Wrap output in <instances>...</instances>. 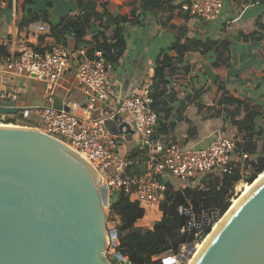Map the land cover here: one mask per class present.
Listing matches in <instances>:
<instances>
[{
  "label": "crops",
  "instance_id": "1",
  "mask_svg": "<svg viewBox=\"0 0 264 264\" xmlns=\"http://www.w3.org/2000/svg\"><path fill=\"white\" fill-rule=\"evenodd\" d=\"M2 2L5 4L0 6V105L17 108V112L31 108V117L22 118L21 126L40 124L38 112L48 103L50 90L44 82L23 79L6 71L5 58L25 44L40 52L54 45L66 48L71 57L65 75L53 89V103L58 108L85 115L87 97L75 77V65L81 58L78 50L87 48L88 56L91 51L94 55L102 48L97 39L101 44L105 39L114 40V19L129 17L125 28L127 50L114 63L117 94L110 104L117 103L125 92L131 95L148 75L154 77L155 55L168 53L175 60L177 52L170 47L177 41L184 45L201 40L210 47L207 52L185 55L167 77L168 94L159 104L156 134L168 143L204 148L214 140L213 133L221 132L243 144L247 131L232 120H244L254 111L257 115L253 140L264 145V0H224L223 16L213 22L195 17L191 0ZM137 11L140 18L133 17ZM143 16H146L144 20ZM69 17L76 19L86 31L85 43L79 44L75 32L69 34L66 45L56 40L53 27L65 23ZM42 24L46 30L38 33L37 28ZM137 41L141 42L139 46L135 44ZM15 93L19 94L18 98L13 97ZM3 94L6 96L1 97ZM232 100L242 104L229 103ZM75 103L79 106L74 107ZM216 110L217 115L209 119V113ZM102 113V110L93 112L96 116ZM108 125L117 131L114 124ZM119 149L128 156L139 151L133 164L145 171L147 157L139 150L134 132L119 140ZM240 155L234 157L235 161ZM170 177L165 179L170 182ZM161 217L162 214L158 221ZM141 220L138 225L146 224ZM144 227L153 228L154 224Z\"/></svg>",
  "mask_w": 264,
  "mask_h": 264
},
{
  "label": "water",
  "instance_id": "2",
  "mask_svg": "<svg viewBox=\"0 0 264 264\" xmlns=\"http://www.w3.org/2000/svg\"><path fill=\"white\" fill-rule=\"evenodd\" d=\"M17 111L0 105V112ZM110 199L97 168L64 141L36 127L0 125V264H131L108 228ZM202 210L210 226L221 217ZM110 247L117 249L111 259ZM187 249L193 260L182 256L183 264H264V179L195 258L194 244Z\"/></svg>",
  "mask_w": 264,
  "mask_h": 264
},
{
  "label": "built area",
  "instance_id": "3",
  "mask_svg": "<svg viewBox=\"0 0 264 264\" xmlns=\"http://www.w3.org/2000/svg\"><path fill=\"white\" fill-rule=\"evenodd\" d=\"M191 2L195 17L200 20L213 22L223 16L224 0ZM4 4L2 2L0 6ZM45 30L44 24L37 28L38 33ZM33 31L31 28L30 33ZM78 55L81 58L75 65V77L87 97L85 115L64 107L58 108L53 103V89L65 75L71 57L63 46L54 45L40 52L25 44L19 51L10 53L5 58L4 69L23 79L44 82L49 87L48 103L38 112L40 124L36 128L61 139L97 168L102 183L108 186L111 195L109 212L113 195L124 193L144 210L141 221L146 224L142 226L150 227L156 224L162 214L160 206L168 190L167 182L158 180L159 176H171L190 182L192 188H195L201 186L202 179L209 172L231 175L236 162L243 165L249 157L247 153H242L235 161L233 153L237 140L235 137L222 135L221 132L204 148L165 142L155 133L159 118L151 95L154 77L148 75L145 83L124 98L119 108L123 95L117 103L110 104L117 94L116 83L113 81L114 63L101 49L90 57L87 48H81ZM5 96L3 94L1 97ZM13 97L18 98L19 94L15 93ZM78 106L75 103L74 107ZM100 110L103 111L102 114H93ZM31 113V108H23L15 113L0 112V125L21 126L22 118H30ZM118 114L122 116V120L115 119ZM122 122L128 123L129 127L121 129ZM109 123L114 124L117 131L111 130ZM132 132L137 137L139 150L147 157L145 171L140 174L129 172L133 161L119 149V140ZM185 211L189 219L183 231L186 233L197 229L195 240L182 246L178 253L167 251L160 255L158 259L161 264H183L182 256L189 262L191 258L188 256L187 246L193 243L198 250L200 236L204 232L207 235L210 233L205 228L213 230L216 225L217 221L214 226H210L209 221L203 219L206 214L202 208L200 213H195L192 208H185ZM115 217L118 218L116 215Z\"/></svg>",
  "mask_w": 264,
  "mask_h": 264
},
{
  "label": "trees",
  "instance_id": "4",
  "mask_svg": "<svg viewBox=\"0 0 264 264\" xmlns=\"http://www.w3.org/2000/svg\"><path fill=\"white\" fill-rule=\"evenodd\" d=\"M73 17H69L65 23L53 27L56 40L63 45L67 44L69 34L74 32L79 44L87 41L84 39L86 31ZM133 17L140 18L138 11ZM145 17L143 16V20ZM140 21L141 19L138 20V23ZM129 22V17L114 19V23H116L114 40L107 41L105 39L103 44L98 39L96 40L101 45V50L105 56L113 63H117L127 50L125 28ZM170 48L177 52L175 60L168 53H159L154 57V78L151 95L154 99L153 106L157 114L159 104L164 99L163 96L168 94L166 88L168 84L167 77L171 76L173 66L182 63L185 55L194 51L205 53L210 47L205 42L196 40L187 42L184 45H180L177 41ZM92 54L91 51L89 56L92 57ZM233 101L237 100H232L229 103L234 104ZM238 103L242 104L240 101ZM256 115L254 111H250L248 117L244 120H232V122L240 125L241 130L247 131L245 142L243 144L237 143L236 149H240L241 153H247L249 157L243 165L236 163L231 175L219 174L214 171L209 172L204 177V187H190L176 191L172 188L169 180L162 176L158 177V180L167 182L168 190L166 198L160 206L163 217L156 222L153 228L137 224L144 216V210L137 202H132L129 196L124 193L113 195L110 213L111 216L116 215L120 219L116 227L119 250L131 261V264H161L158 259L160 255L167 251L178 253L182 246L195 240L197 229L194 228L186 233L183 231L189 217L182 212V208H192L195 213H200L204 202L210 212H218L220 215H224L232 205L231 202L235 197L237 184L241 181L251 184L260 176L264 171V145L253 140ZM137 153L129 155L130 160L133 161ZM244 171H249V174L244 173ZM129 172L140 174L144 172V169L132 164ZM205 231L208 233L210 228H205Z\"/></svg>",
  "mask_w": 264,
  "mask_h": 264
},
{
  "label": "rangeland",
  "instance_id": "5",
  "mask_svg": "<svg viewBox=\"0 0 264 264\" xmlns=\"http://www.w3.org/2000/svg\"><path fill=\"white\" fill-rule=\"evenodd\" d=\"M140 43H141L140 41L135 42V44H137L138 46L140 45ZM217 113H218L217 110L216 111H213V112L211 111V113H209V115H208L209 116V119H213L214 118V115H217ZM217 135H218V133H213L212 140L215 139L217 137ZM240 154H241L240 149L239 150L235 149V151L233 153V157H235V156L237 157ZM244 173L249 174V171H244ZM170 182L172 184V188L174 189V191H176V190H182V189L190 188V187L192 188V186L190 185V182H184V181H181V180H179L177 178H174V177H170ZM203 183H204V179H202L201 186L199 185V187H204L203 186ZM248 184L246 182H244V181L237 184L236 191H235V197L232 199L231 204L236 199H238L240 197L241 193L243 192V190L245 189L246 185H248ZM203 205L205 206V203L204 202L202 204V207H203ZM105 211H106V213L108 215L107 221H108V228H109V230L110 231L117 230L116 227H117L120 219L119 218H116L115 216H111V213L108 211V207H105ZM182 212L184 214H186L185 208L182 209ZM162 217H163V214H162ZM221 217H222V215H221ZM211 231H212V229H210L209 232H211ZM116 252H117V249L110 247L109 248V251H108V257L111 259L112 255L115 254Z\"/></svg>",
  "mask_w": 264,
  "mask_h": 264
},
{
  "label": "bare ground",
  "instance_id": "6",
  "mask_svg": "<svg viewBox=\"0 0 264 264\" xmlns=\"http://www.w3.org/2000/svg\"><path fill=\"white\" fill-rule=\"evenodd\" d=\"M264 179V171L260 174V176L253 182L251 183L250 185H246L245 189L243 190V192L241 193L240 197L238 199H236L231 207L227 210V212L222 216L220 217V219L218 220L217 222V225L223 220L225 219L236 207L237 205L247 196V194L259 183L261 182L262 180ZM217 225H215L213 231H211L207 236L206 238L201 242L199 243V246H198V250L197 252L195 253L194 257L195 258L198 253L201 251V249L203 248V246L207 243V241L211 238L212 234L217 230ZM193 259H191V261L189 262H192ZM189 264V263H187Z\"/></svg>",
  "mask_w": 264,
  "mask_h": 264
}]
</instances>
